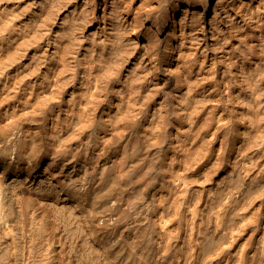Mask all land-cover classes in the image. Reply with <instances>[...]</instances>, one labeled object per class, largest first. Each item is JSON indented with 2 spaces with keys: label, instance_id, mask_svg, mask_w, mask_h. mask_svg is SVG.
I'll use <instances>...</instances> for the list:
<instances>
[{
  "label": "bare ground",
  "instance_id": "bare-ground-1",
  "mask_svg": "<svg viewBox=\"0 0 264 264\" xmlns=\"http://www.w3.org/2000/svg\"><path fill=\"white\" fill-rule=\"evenodd\" d=\"M1 1L0 264H264V71L248 75V63L235 79L222 69L221 82L194 81L166 63L174 78L166 94L147 74L154 64L147 75L109 61L69 64L72 53L56 39L46 44L57 43V57L41 64L35 35L19 39L22 8ZM121 1L126 14L137 9V0ZM184 1L192 5L177 7ZM92 2L105 15L116 0ZM224 10L240 24L229 26V38L264 42V0ZM182 21L170 26L178 41L164 46L168 59L176 50L190 57L180 50L187 42L217 46L213 22L200 37ZM45 28H34L40 41ZM39 54L37 64L22 62ZM206 62L197 74L210 65L216 72V61Z\"/></svg>",
  "mask_w": 264,
  "mask_h": 264
},
{
  "label": "rangeland",
  "instance_id": "rangeland-1",
  "mask_svg": "<svg viewBox=\"0 0 264 264\" xmlns=\"http://www.w3.org/2000/svg\"><path fill=\"white\" fill-rule=\"evenodd\" d=\"M2 1H1V4L3 5V7L8 8V9H10L12 6H13L12 8L15 7L14 8L15 10H18L19 8H22V10H25V8H26L25 11H22L21 9H19L20 11L18 10L19 12L17 11L19 14L21 13L20 14L21 21L18 25L19 26L18 31L19 32L21 31L22 34L21 33L18 34L19 39L21 37V39L23 41V40H25L24 38H26L25 35H28V34L29 35L32 34L31 36L35 35L34 38L31 37L30 39H31V41L33 39V43L37 41L36 43H38L39 45L34 44L35 48L33 47L32 51L36 50L35 53L37 52V54L40 53L43 55V56H41L39 54L38 58L36 55L35 60H33L32 58H29V57H32V55H33L32 53H34V52H31L29 54L28 58L26 57V58L22 59L23 63L24 62H26V63L30 62L31 64H33V63H36V61H37V63H39L37 59H40L41 57L44 59V56H45L44 54H46L47 56H45V59H44L46 61H44L41 58L43 61H41V59H40V62H41V64L44 62H45L44 64H49L52 55H55V56H52L54 58L57 57L56 54H51L52 51L50 49L53 50V48L56 46V44L59 43V44H57L58 47L61 44H62L61 46H65V48H66V46H68L66 52L68 54L72 53V55L68 56V58L66 56L67 63H69V64H73V62H74V61H72L73 59L76 61L79 59L77 61V63H79V61H81L83 63V60H84V64H86V63L87 64H90V63L91 64L92 63L103 64V62H104V64H106V63L108 64L107 61H109L110 63L112 62L111 64H130L132 67H139V68L141 67L142 69L144 68V70H143L144 73H145V71L146 72L149 71V69L154 64V66L151 68L150 72L153 71L155 73L148 72L147 74L149 76H154V77H155L154 74L157 75V77H155V78H156V80L159 81L160 86L162 85L161 86L162 87L161 92L166 93V94L171 92V91L173 92L172 80H174V78L172 77V74H169L168 72H164V70H162L163 65L166 63L172 64V67L174 69H176L175 71L181 70L179 72L181 74L180 76L182 79L187 77L186 80L192 79L194 81H202V80L207 81L208 79L214 78V79L219 80L218 82H221L223 80L222 76H224V72H222V69H223V71L226 70V72H229L228 69H230L231 72L233 71L230 76H232V78L235 79V77H234L235 72L238 70V68L240 67L239 65H241V64H248L249 63L248 68L246 69L247 74L250 72L252 74V71L254 69H257V68L258 69L261 68L258 71V72H260V75H261V72L264 71V67H263V65H264V62H263L264 53H262L264 51V49H263L264 48V42L258 41L259 40L258 35L254 36V37H248L247 40L244 42L243 41L239 42V40L237 41L236 38H234V37L229 38L228 29H232L234 27V25H235V27H237L236 25H240V24L239 23L235 24V23H237V20H234V22L229 21V22H231L229 24V22L227 21V17H226L227 12H225L224 9L228 4H231V3L240 4L242 0H235V1H233V0H191L192 5L189 7L185 3V1L180 3L177 7L178 0H137L135 3L136 6L134 5V7L137 8V9H135V12L132 11V12L127 13V14H126V11L122 7V1L116 0L115 3L110 2V7L107 10L108 13L106 12L107 15L105 14L106 16L104 15L103 10H100V11L94 10L95 7H94V4L92 2L93 0H49V1L48 0H45V1L44 0H19V1L18 0H16V1L15 0H11V1L10 0H4L3 2ZM244 1H247V0H244ZM43 3L45 6H47V5L48 6L45 7L43 5ZM119 3H121V4H119ZM161 3H162V5H161ZM138 4H140L145 9H143L141 7L139 9L140 5H138ZM17 7H18V9H17ZM120 7H122V8H120ZM27 8H28V10H27ZM29 8L31 9V11H29L30 10ZM32 9H34V10H32ZM147 9H148V12H147ZM26 11H29V12L26 13ZM43 11H45L44 12L45 14L43 13ZM46 12H47V14H46ZM32 13H33V15H32ZM22 14H23V16H22ZM41 14H43V15H41ZM92 14H94V15H92ZM47 15H49V18L47 17ZM167 15H168V18H167ZM27 17H29V18H27ZM40 17L42 19H45V20H46V18L48 19L45 22H47V24L49 26L43 20H40V21H41V23H45V25H46L45 27H48V30L51 31V33H50V31H49V33L48 32L45 33V38L41 41L39 39L40 35H37V37H36V33L38 32V34H42V32L45 30L47 31V29L45 27H44L45 29L43 27H41L40 26L41 24L37 25V23L40 22L39 21ZM33 18H36V19L38 18V21L35 19L37 23L35 22V20ZM181 19L183 20L182 21L183 23L186 22V23L193 24L191 27L193 30L195 29V32H193V33H196L195 35L200 36V37H202V35H204V34H207V32L210 30V25H211L210 23L213 22L217 28L216 31H214V32H217V33H215V36L212 39L215 38L214 41H216L217 46L215 45L216 46V47L214 46L215 48H213V46L205 48L206 42L204 40H201V42H199L198 48H196V47H191L190 43L187 42V45L184 48H180V50L183 49L182 51H184V52L185 51H192L193 55L191 54L190 57H188V58H191L190 61L187 57H185V58L182 57L183 59H181V57H180V59H181L180 60L178 58V53L176 54L177 50L175 51V55L173 57H170V59H168L167 56H164L166 54V50H165L166 46L165 45H170V44L175 45L177 43L178 39L175 38L174 32L172 33L170 30H171V27H173V23L176 24L177 28H181V26H180L181 24L179 22V21H181ZM218 19H219V21H217ZM103 20H105V22ZM238 20H240V19H238ZM27 21H28L30 26L28 25ZM25 23L28 26L27 25L24 26ZM170 23H171V25H170ZM31 25H33V28L31 27ZM231 25H232V28H230ZM42 26H44V25L42 24ZM101 26H102V28H101ZM29 27H30V29H28ZM21 28L24 29L23 32H22ZM38 28L39 29L42 28L41 30H43V29L44 30L41 31ZM75 28H76V30H75ZM204 28H205L206 33H205V31L202 32L204 30ZM37 29L39 31H37ZM197 29H199V30H197ZM34 30L36 31V33ZM69 30H71V31H69ZM72 30H75V31H72ZM218 30L219 31L223 30V31L219 32ZM225 30H227V31H225ZM26 31L28 32V34L26 33ZM62 31H64V33H62ZM67 31H68V34H67ZM168 31L171 32L172 34L169 33ZM24 32L26 34H23ZM56 32H58V33H56ZM59 32H60V35H59ZM74 32H75V34H74ZM33 33H35V34H33ZM61 33L65 39L61 36ZM69 33H73L74 34L73 37H75V38L72 37V34L70 36ZM47 34H48V36H47ZM256 34H257V32H256ZM258 34H259V32H258ZM22 35H24V36H22ZM64 35H66V36L68 35L69 37H65ZM208 35H211V32H208ZM263 35H264V33H263ZM28 36L26 38V41L30 42V39L28 38ZM58 36H60V37H58ZM52 37L53 38L55 37V38L52 39ZM48 39L52 40V41L56 39L57 43L55 42V46H53L52 44H50V46L48 44H46L47 43L46 41ZM224 39H226V40H224ZM227 39H228V41H227ZM206 41L207 42H209V41L213 42L211 39H208ZM250 41H251V43L253 42L254 44L253 43L251 44ZM204 42H205V44H204ZM255 42H257V43H255ZM40 43L42 44V46ZM63 43H66V44H63ZM67 44H69V45H67ZM101 44H104V45L106 44V46H103ZM250 44L253 46V48H250V47H252ZM257 45H259L258 48H257ZM192 46H194V45H192ZM247 46H250V47H247ZM241 47H242L243 51H241L242 49H239ZM260 47L262 48V50ZM203 49H205L204 52H203ZM37 50H39V51H37ZM242 52H243V55H242ZM76 53H77V55H76ZM236 53H238V54H236ZM244 53H247V54H244ZM82 54H83V56H82ZM85 55L87 56V58L85 57ZM238 55H240L242 57H240V56L238 57ZM245 55H247V56H245ZM251 55H253V56H251ZM258 55L262 56L263 58L259 57ZM79 56L84 57V58H81ZM249 56H251V57H249ZM202 57L203 58L207 57V62L205 64H209V63L213 64V62L216 61L214 63V64H216V65H214V66H216L215 67L216 72H215V69H213V66L210 65L209 67L204 68L203 70H201L197 74L196 70H198V68H199L198 63H199V61H201ZM219 57H221L222 59ZM243 57H245V58H243ZM25 59H26V61H25ZM30 59H32V60H30ZM211 59H213L214 61ZM218 59H221V60L219 61ZM70 60H71V62H70ZM185 60H187V61H185ZM229 60H232L231 64H230ZM31 61L32 62L34 61V62L32 63ZM211 61H213V62H211ZM256 61H257V63H256ZM187 62H188V64H187ZM234 62H235V64L237 63L236 66H232V65H235ZM139 64H140V66H139ZM143 64H146L145 65L146 68H145V66H143ZM147 64H148V66H147ZM175 64L176 65L180 64V67L178 66L179 69ZM193 64H194V66H193ZM257 64L258 65L263 64V65L257 66ZM185 65H186V67H184ZM229 65L232 67V69L229 68L230 67ZM174 66H176V67H174ZM155 67H158V68L155 69ZM182 67H184V70ZM147 68H148V70H146ZM209 69H211L210 72H209ZM156 70H159V71H156ZM190 70H191V72H190ZM218 71H219V73H218ZM147 74L145 73V75H147ZM263 74H264V72H263ZM162 81H164V83ZM165 82L167 85L165 84ZM164 84H165V87H164ZM168 84H169V86H168ZM169 88L171 90H169Z\"/></svg>",
  "mask_w": 264,
  "mask_h": 264
}]
</instances>
